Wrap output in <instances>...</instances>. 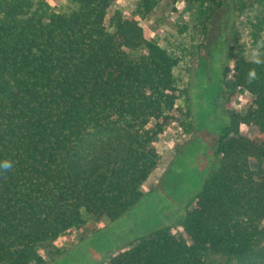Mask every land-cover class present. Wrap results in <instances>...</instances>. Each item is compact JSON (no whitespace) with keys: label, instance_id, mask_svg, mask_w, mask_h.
Segmentation results:
<instances>
[{"label":"trees","instance_id":"16d2710c","mask_svg":"<svg viewBox=\"0 0 264 264\" xmlns=\"http://www.w3.org/2000/svg\"><path fill=\"white\" fill-rule=\"evenodd\" d=\"M66 1L59 12L46 0H0V264H46L44 244L140 200L178 96V58L140 22L178 3L170 14L192 11L207 30L223 5L129 0L126 16L116 0ZM254 1L264 8L231 4ZM253 27L255 57L237 55L233 38L223 83L250 102L229 114L180 236L158 229L107 264H264V44Z\"/></svg>","mask_w":264,"mask_h":264},{"label":"rangeland","instance_id":"374dc122","mask_svg":"<svg viewBox=\"0 0 264 264\" xmlns=\"http://www.w3.org/2000/svg\"><path fill=\"white\" fill-rule=\"evenodd\" d=\"M46 1L59 12L68 7L66 0ZM231 3L223 0L207 21V30L201 25L203 19L192 11L170 14L178 3H166L155 10L153 18L140 22L155 43L178 58L175 110L169 113L157 142L162 162L145 182L140 200L120 218L88 219L70 234L44 244L41 253L46 264H107L115 253L158 229L170 228L173 235L180 236L178 222L191 210L218 159L217 139L229 123V114L242 113L251 99L247 93L224 88L231 76L233 38L234 52L248 60L255 57L253 25L264 44V8L254 1L239 11ZM114 5L126 16L132 10L129 0H116ZM241 133L252 137L254 130L242 129ZM209 260L220 261L213 256Z\"/></svg>","mask_w":264,"mask_h":264}]
</instances>
